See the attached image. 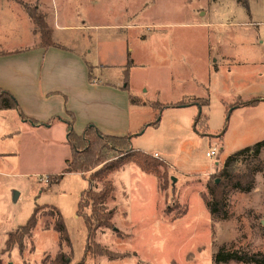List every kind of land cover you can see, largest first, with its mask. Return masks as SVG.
Masks as SVG:
<instances>
[{"label": "rangeland", "instance_id": "1", "mask_svg": "<svg viewBox=\"0 0 264 264\" xmlns=\"http://www.w3.org/2000/svg\"><path fill=\"white\" fill-rule=\"evenodd\" d=\"M21 1L46 14L52 40L62 47L47 58L41 75L36 67L37 89L42 83L73 87L70 93L48 95L32 109L44 112L48 107L71 106L78 114L75 122L83 121L85 113L97 119L108 112L112 100L104 92L83 88L86 66L89 81L92 75L122 89L128 83L123 91L131 96L130 123L136 130L131 148L146 153L158 166L156 174H148L128 163L108 176L113 194L105 209L114 211L113 228L99 230L87 250V230L76 210L91 174L66 173L54 184L70 157L65 125L32 128L21 123L15 110L9 111L6 129L18 131L0 134V264H49L59 250L70 256L71 264H214L221 244L230 250L264 253L261 173L255 175L250 193L228 195L227 221H213L202 200L207 184L220 181L224 159L260 140L264 130L257 116L239 108L227 111L237 95L264 96V79L257 75L264 72L262 63H228L224 58L232 53L233 33L221 23L246 19L247 9L233 8L231 0L211 6L206 0ZM24 13L19 4L0 0L2 48L35 46ZM75 53L81 55V63L71 57ZM127 55L134 67L125 76ZM26 95L18 93L21 99ZM206 100L208 105L200 110L174 107L201 106ZM199 111L207 117L208 128L203 129V124L196 133L194 119ZM157 120V126H151ZM212 150L217 156L207 157ZM259 157L264 161V148ZM231 171L244 172V160ZM91 186L98 191L103 181L95 180ZM13 191L18 192L15 202ZM35 206L40 207L36 224L22 247L5 251L8 235L25 224ZM51 208L63 218L70 247L64 244L60 249L58 234L51 227L45 229L54 220ZM98 249L107 250L112 259L98 255Z\"/></svg>", "mask_w": 264, "mask_h": 264}, {"label": "trees", "instance_id": "2", "mask_svg": "<svg viewBox=\"0 0 264 264\" xmlns=\"http://www.w3.org/2000/svg\"><path fill=\"white\" fill-rule=\"evenodd\" d=\"M19 4L29 19L35 25L34 32L38 34L41 48L47 49L49 47L62 48L55 44L52 40V29L46 22V14L40 12L37 7L30 6L23 3L21 0H7ZM247 9V0H236ZM132 67V59L129 55L126 57V64L124 66V74L128 75ZM90 69V67H89ZM90 80V78H89ZM128 84L125 83L123 89H126ZM257 101H240L232 103L227 107L228 110H235L240 107L252 106ZM208 105V100L203 105L199 106L196 103L178 104L174 107H187L197 106L200 110L202 107ZM166 108V107H165ZM163 108V109H165ZM1 110H15L21 120L31 124L34 127L49 128L52 121L45 123L39 122L33 118L27 117L21 111L17 100L14 96L0 88V111ZM162 109H159V111ZM226 111L227 115L229 114ZM67 112V111H66ZM70 116V120L66 121L60 117L55 120L63 122L66 127V138L70 147V157L65 161V168L61 175H57L54 184L61 181L66 173H80L81 175L90 172L92 179L88 181L87 189L83 190L80 194L78 201L76 216L83 219L84 225L87 230V250L94 243V238L99 230L113 228L112 219L114 211H106V203L112 199L113 186L106 180L109 175L118 171L128 163L136 164L143 172L148 174H156L157 162L154 161L149 155L139 150L131 148L132 135L126 136H110L102 134L93 124H88L82 133L78 135L74 128V118ZM158 120L151 124L157 126ZM204 124L203 129L208 128L207 117L198 112L194 119V131L197 133ZM223 132L218 135L222 139ZM134 136V135H133ZM264 148V139L247 146L238 151L228 155L223 162V166L218 172L220 181L216 183L207 184V193L202 194V200L206 209L208 210L213 221H227L229 218V210L227 204V197L231 192L239 191L242 193H250L255 186V175L261 173L264 179V161L259 157L260 151ZM239 160H244L245 171L235 173L231 168ZM95 180L103 181V187L100 190H94L91 183ZM39 206H35L31 216L24 225L19 227L15 232L8 235L5 243V251L11 250L15 245L22 247L23 240L30 234L36 224ZM86 209L84 212L83 210ZM54 218L52 225L46 223L45 229L50 227L58 234L59 247L67 245L70 247V240L67 235L66 227L63 218L59 211L51 208L49 213ZM98 255L106 256L112 259L107 250L103 251L98 249ZM214 264H264V253L249 250H230L226 244H221L217 247V251L213 256ZM49 264H71V258L65 252L59 250L58 253L50 259ZM76 264H84L82 261Z\"/></svg>", "mask_w": 264, "mask_h": 264}, {"label": "crops", "instance_id": "3", "mask_svg": "<svg viewBox=\"0 0 264 264\" xmlns=\"http://www.w3.org/2000/svg\"><path fill=\"white\" fill-rule=\"evenodd\" d=\"M4 1L6 3H9V1L7 0ZM217 1L219 0H206V4L208 6L215 5ZM231 1L233 4V8L244 7L242 6L241 3L237 2L236 0H231ZM244 9L246 8L244 7ZM247 11H248L247 12L248 15L246 19L242 21L227 20L221 23V25L224 28H231L232 29L231 32L233 33L232 34L233 40L231 42V46L233 47L232 53L227 54L226 57L224 58L228 63L255 62V63H262L264 65V0H247ZM24 14L25 15H22V18H27V20L29 21L30 23L29 31L32 34V36L35 37L36 44L35 46H29L22 50H17V49L8 50L2 48V45L0 44V88L7 90L16 97L21 111H23V114L26 115L27 117L33 118L42 123H45L47 121H52L49 128H44L41 126L38 127L32 126V128H37V129L44 128L49 130L52 127L56 126V124H64L63 122L55 120V118L60 117L66 121H69L70 116L67 114V112H69L74 118L73 128L78 135L82 133V131L88 124H93L104 135L119 136V137L126 135H135L136 130L132 129L130 123L131 96L129 92L127 93L124 92L121 87L122 85L111 84L108 82H103L100 79H96L91 75V70H90V75L92 77V81H89L88 79L89 71L87 69V66L85 67L86 82L83 83V88L86 90L87 88H91L93 92L96 90L104 92L112 100V101L108 100L109 103H111L112 105V107L111 106L108 107V112L99 115L97 119L91 118L88 113H85L86 118L83 121L75 122L76 119L75 116H77L78 118V114L76 110L71 106H67L65 110H63L62 108H60V110L57 109L52 110L50 107H48L44 112L32 109L33 105H39L40 107V105H42L45 101H47L44 99L47 98L48 95H50L49 98H51L57 96L58 93L61 95L60 91H65L67 93H70L73 87L67 85V88L64 89L60 85H54V84L45 85L44 83H42L41 89H37L38 85L37 83L34 82L35 76L33 75L36 71V67H37V72H40L41 75L42 74L41 67H43L48 62L47 58L50 55H52L53 52H55V50L59 48L56 47H49L47 49L41 48L39 46L40 40L38 34L33 33L35 27L31 22V20L29 19L28 15L26 13ZM64 50L66 52L71 51L70 49L65 47ZM80 56H81L80 54L75 53L71 57L75 58V61L81 63L79 59ZM38 57H40L41 60L40 59L38 60ZM89 66L91 68V65ZM100 66H105L104 68L107 69L108 68L111 69V67H113L107 64H99L98 67ZM133 67H134V62L132 61L131 69ZM257 75L260 79L261 78L264 79L263 71ZM66 79L71 80L72 77ZM22 89H24L29 94L26 95V93ZM21 92H23L26 95L27 97L26 99H21L18 96V93ZM237 100L244 102L257 101L252 106L240 107L239 109L242 110L241 112L246 115L257 116L260 122L263 121L264 124V117H263L264 96L246 95V97L242 98L241 95H237L236 100L234 102H236ZM100 102L102 101L100 100ZM9 111H13V110L0 111V134L3 136H11L18 131V130L16 132L8 131L6 129V126L9 125V118H8ZM21 123H27V122L21 120ZM78 125L79 128H77ZM3 126H5V130L3 129ZM21 128L23 129V126H21ZM139 129L140 128H137V131H139ZM259 137L260 138L258 139L260 140H258L257 142L264 139V130L261 131ZM256 180H257V176H256Z\"/></svg>", "mask_w": 264, "mask_h": 264}, {"label": "water", "instance_id": "4", "mask_svg": "<svg viewBox=\"0 0 264 264\" xmlns=\"http://www.w3.org/2000/svg\"><path fill=\"white\" fill-rule=\"evenodd\" d=\"M216 183H218V180H216ZM17 197H18V192L17 191H13V193H12V201L15 202Z\"/></svg>", "mask_w": 264, "mask_h": 264}, {"label": "built area", "instance_id": "5", "mask_svg": "<svg viewBox=\"0 0 264 264\" xmlns=\"http://www.w3.org/2000/svg\"><path fill=\"white\" fill-rule=\"evenodd\" d=\"M206 156L207 157H214V156H217V154H216V152L214 150H212V151L206 153Z\"/></svg>", "mask_w": 264, "mask_h": 264}]
</instances>
